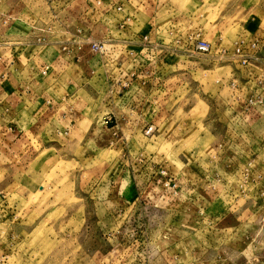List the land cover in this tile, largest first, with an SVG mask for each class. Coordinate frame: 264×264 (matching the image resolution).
<instances>
[{
  "label": "rangeland",
  "instance_id": "374dc122",
  "mask_svg": "<svg viewBox=\"0 0 264 264\" xmlns=\"http://www.w3.org/2000/svg\"><path fill=\"white\" fill-rule=\"evenodd\" d=\"M10 1L17 18L11 35L20 44L1 48L0 57L18 61L33 92L8 99L6 81L0 84V128L14 130L0 132L13 143L9 152L19 154L10 171L0 168V264H264V132L254 134L230 115L229 106L239 110L242 101L227 104L229 61L264 76V0H116L117 12L131 17L105 24L111 36L103 55L87 43L102 35L97 22L73 17L84 9L78 0ZM133 20L153 28L157 50L116 42L127 40ZM175 27L190 30V50L210 43L217 63L186 52L190 90L178 94L173 113L153 111L156 129L147 113L133 118L141 122L135 129L110 113L107 126L96 122L107 100L128 88L118 80L134 70L128 59L165 56L162 45L172 40L165 31ZM68 33L75 41L64 50L68 63L90 53L101 59L87 85V67L72 64L57 77L37 63L41 54L49 59L42 45ZM237 48L241 59L231 56ZM14 67L0 65V78ZM197 79L204 94L196 93Z\"/></svg>",
  "mask_w": 264,
  "mask_h": 264
},
{
  "label": "crops",
  "instance_id": "0c3cea01",
  "mask_svg": "<svg viewBox=\"0 0 264 264\" xmlns=\"http://www.w3.org/2000/svg\"><path fill=\"white\" fill-rule=\"evenodd\" d=\"M8 1V2H7ZM77 0L74 1V3ZM15 2V1H14ZM72 2V0H71ZM99 2V3H98ZM73 3V4H74ZM78 3L80 4V7H84L83 11H74L73 17L78 18L79 16H84L89 20L90 22L92 20H95L97 22L96 29L100 28V31L102 32V35L95 36L97 40L103 39L106 41V48H107V42H109V33L111 32V29L109 25H105L108 23H111L113 26H116L117 24H123L129 21L131 15H127V13H118L116 11V7L118 2L116 3V0H78ZM12 1L5 0L4 2L0 1V50L1 48H7L10 49L15 44H20L16 41L15 37H13L11 34L14 29V23L17 18L14 17L13 14H11L13 11ZM77 5V3H76ZM100 7L101 10L98 8ZM85 10V11H84ZM10 11V12H8ZM72 12V11H71ZM104 20L105 23H102ZM23 23L25 21L22 20ZM134 22V28L131 27V30H127L130 28V26L125 27V31L127 30L126 34H128L127 40L124 41H116L120 42L121 47H128L132 46L134 49L139 50L140 53H143L147 51L149 48L151 50H154L158 47L157 44V37L151 39L150 35L153 31V28L148 27V25L144 24V22H141L139 20H133ZM104 24V25H103ZM96 26V25H95ZM110 30H109V29ZM20 32V31H19ZM71 32V31H69ZM155 32V31H154ZM190 32L188 28H172L169 29V31H165L166 36H168L169 39L172 38L169 42V46H166L165 48L167 50H164L167 54L161 58L158 57H150L149 60H143L140 59L141 64L138 63V59H128L129 66L131 65L133 67V72L129 75H124V80L118 79L121 82L126 81L128 88L124 90L120 96H118V100H115L112 97V100L110 102V99L107 100V103L104 104L101 108V110L93 117L96 119V122H102V118L104 114L110 113L112 117L114 118V121H122L124 124H129V126L133 129L140 126L141 122L138 120H134L133 118L140 117L141 119H145L142 117L143 114L147 113L148 117L150 118V121L147 123L148 127H152L156 129L158 126L155 125V122H153V119L151 118V114H153L156 111L159 112H170L173 113L175 111V108H178L179 106L174 103L175 100H178L177 96L180 92L184 90H190L189 83L190 80H188V72L189 70H186L185 68H190L191 65L189 64V59H185L184 57L189 56L190 54H187L186 52L191 50L189 49V44L186 42L188 41L187 38H189V35H186ZM197 32L196 30L194 31ZM106 33V34H105ZM62 34V33H59ZM156 34V33H154ZM197 35H199L197 33ZM68 37L62 38L63 36L60 35V40L53 41V43L42 45L44 47L45 51H49V59H42L41 55L34 57L37 59V63L40 65V69L47 67L46 65L53 67L50 68V71H53L54 74H57L59 76H62L65 72L70 69V66L73 64L75 65H82L86 68V70H89L86 72L87 76V83L88 80H91L94 77V73L98 72L97 70L98 65L101 63V59L99 60V56L95 55L94 53H90L89 55H86L85 57H79V59L74 60L76 62H67L65 54L69 52V49H72L71 47L74 46L75 41L71 40L73 37L71 33L67 35ZM91 37L94 38V36L91 34ZM175 36H177L180 40H175ZM56 37V36H55ZM54 37V38H55ZM146 37V41L143 40V38ZM19 38V37H18ZM58 38V37H57ZM161 38V37H160ZM74 39V38H73ZM164 39H160L159 42L162 44H168L169 42H164ZM173 44H177L178 47L175 49ZM210 44V43H209ZM68 48H65L67 47ZM77 46V45H76ZM83 47L86 46V44L82 45ZM114 47V45H112ZM119 45H117L118 48H121ZM211 50L208 53H200L195 52L196 56H200L201 60L206 59V57L210 58L209 60H213V63L211 66L217 63V52L218 51H212V45ZM61 47V50L57 49ZM82 47V48H83ZM118 48L116 49V52L118 51ZM43 49V50H44ZM67 49V52L64 50ZM169 49V51H168ZM51 50V51H50ZM262 50V49H260ZM41 51V50H40ZM45 51L43 52V55L45 54ZM108 51V50H107ZM65 52V53H64ZM115 52V53H116ZM109 53V52H108ZM68 54V53H67ZM0 57V65L1 67H4V69L9 70L11 67L15 64H18V61L15 62V60H8L6 57ZM148 56V55H147ZM18 57V56H17ZM16 57V58H17ZM213 57H216L215 59H212ZM19 58V57H18ZM228 58V57H227ZM254 61V60H252ZM257 61V60H256ZM259 64L264 66V60H258ZM249 64V63H248ZM228 65L231 67V70L233 74L230 76L229 83L231 93L228 97L229 101L227 104L232 103L234 100L238 102H243V106L237 110L236 108H233L232 106H229V113L234 117H240L243 118V124L245 123V126L248 127L254 134L256 132H259L257 130L258 127H262L264 132V76L257 75L256 69L254 67L248 68V70H240L236 67V64H234V61H229ZM56 69H55V68ZM182 67V68H181ZM199 67V62L197 63V67L195 68L196 71ZM17 67H14L12 69V73L7 75H2L3 78H0V84L6 81V85H3V88L6 90L4 91L5 94H8V99L14 98V94L20 98L23 96H29L31 97V94L33 92V89L31 88L33 86L32 81L25 80V78L22 76L21 71H16ZM203 68V67H201ZM20 69V68H19ZM18 69V70H19ZM98 76L99 81L102 80V83L104 85H108V82H110V76ZM76 80L81 78V76L76 75ZM115 78V77H114ZM113 78V81L115 80ZM74 78H70V83L77 82ZM198 81V79H197ZM24 84H27V90H24L23 87ZM15 87L13 90L9 89L8 86ZM196 86V93L197 94H204L201 86V82L198 81V83L194 84ZM222 87V86H221ZM111 88V86H110ZM192 88V87H191ZM121 89V88H120ZM34 95V94H33ZM40 95H35L34 98L38 99ZM209 96V95H208ZM215 96L220 97L221 96V89L215 90ZM213 96V97H215ZM176 97V99H175ZM256 97H262L263 102H253L252 106L249 108L246 107V103L249 102L248 99H255ZM39 98L44 99L43 96H40ZM164 99V102H163ZM40 101V100H39ZM160 102L163 104L160 106ZM178 102V101H177ZM10 107V106H9ZM181 107H183L181 105ZM11 108V107H10ZM153 108V109H152ZM152 109V111H150ZM155 109H157L155 111ZM162 109V110H161ZM10 110V109H9ZM13 112V111H12ZM30 111H27L25 114H29ZM136 116V117H135ZM141 121V120H140ZM146 124V125H147ZM145 125V124H144ZM13 125H11L12 127ZM106 126V125H105ZM244 126V125H243ZM5 128L1 127L0 131H14L13 128ZM245 127V128H246ZM24 128V127H23ZM227 128V127H225ZM20 132V131H19ZM4 133V132H3ZM5 135V134H4ZM257 137V136H256ZM258 138V137H257ZM264 139V136L262 137ZM249 140V137L246 139ZM256 143L255 141H251L250 145H254ZM13 146V143L9 141L7 135L3 136L0 132V168H3L6 170H11V164L15 162V160L18 158L19 154L17 152L11 153L12 149H9ZM20 153L21 151L18 150Z\"/></svg>",
  "mask_w": 264,
  "mask_h": 264
},
{
  "label": "built area",
  "instance_id": "2783aa9c",
  "mask_svg": "<svg viewBox=\"0 0 264 264\" xmlns=\"http://www.w3.org/2000/svg\"><path fill=\"white\" fill-rule=\"evenodd\" d=\"M99 3V2H98ZM122 10V7L121 6H117L116 7V11H121ZM143 40L144 41H146V37H144L143 38ZM87 43L89 44V46H90V49L93 51V52H95L96 54H98V55H103L105 52H106V41H104V40H95V39H89V40H87ZM158 44V43H157ZM160 44H162L161 42H160ZM158 46H159V44H158ZM166 46H164V45H162V48H165ZM158 48V47H157ZM157 48L156 49H154V50H157ZM192 48H193V50L191 49V51L192 52H200V53H205V51L207 52H210V50H211V46L208 44V43H206V42H204V41H199V42H195L194 44H193V46H192ZM153 50H151V48H149L147 51H145L146 53L147 52H152ZM189 52V51H188ZM207 52V53H208ZM219 52V51H218ZM222 54H224V51H222V52H220V55H219V58H220V56H222ZM231 56H236V57H239V59H241L242 58V55L240 54V49L239 48H237L236 49V51H235V54H232ZM138 56H135V59H138L137 58ZM242 63H246V60L245 59H243L242 60ZM259 102V103H262L263 102V98L262 97H256L255 99H251V100H249V103L251 104V106H252V104H253V102ZM112 122V119H111V117L110 116H107V115H104L103 116V118H102V123L104 124V125H108V124H110Z\"/></svg>",
  "mask_w": 264,
  "mask_h": 264
}]
</instances>
